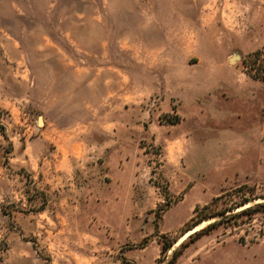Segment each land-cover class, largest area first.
<instances>
[{
	"label": "rangeland",
	"instance_id": "obj_1",
	"mask_svg": "<svg viewBox=\"0 0 264 264\" xmlns=\"http://www.w3.org/2000/svg\"><path fill=\"white\" fill-rule=\"evenodd\" d=\"M261 121L264 0H0V264H264V209L183 234Z\"/></svg>",
	"mask_w": 264,
	"mask_h": 264
},
{
	"label": "trees",
	"instance_id": "obj_2",
	"mask_svg": "<svg viewBox=\"0 0 264 264\" xmlns=\"http://www.w3.org/2000/svg\"><path fill=\"white\" fill-rule=\"evenodd\" d=\"M255 53H258V50ZM0 133L4 138H6L4 129L1 126H0ZM246 187H247L246 185H240L229 192L222 193L218 196H214L212 200L208 203L202 205L197 204L193 209V216L190 218L191 221L189 224H187L185 230L183 231V234L188 230L193 229L203 221L209 220L215 216H220L217 220L209 222L206 226L191 233L189 235V240H192L193 238L207 232L208 230H210L211 228H213L214 226H216L221 222H224L233 217H238L240 215H245V214L251 215L257 210L264 209V202L243 207L248 202L252 201L253 199H256V197H254L253 194L250 195L246 194L245 192L247 190ZM239 208L241 209L238 210ZM228 212H232V213L227 214ZM180 245L181 246L184 245V242H181ZM170 246H171L170 242L163 241L162 250L166 251L167 249L170 248ZM178 254H179L178 249L173 250L172 256L168 261V263H173L176 257L178 256Z\"/></svg>",
	"mask_w": 264,
	"mask_h": 264
},
{
	"label": "crops",
	"instance_id": "obj_3",
	"mask_svg": "<svg viewBox=\"0 0 264 264\" xmlns=\"http://www.w3.org/2000/svg\"><path fill=\"white\" fill-rule=\"evenodd\" d=\"M257 129L259 132L264 131V122L263 121H261L259 124H257Z\"/></svg>",
	"mask_w": 264,
	"mask_h": 264
}]
</instances>
